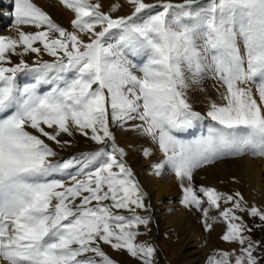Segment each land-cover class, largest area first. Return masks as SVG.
I'll use <instances>...</instances> for the list:
<instances>
[{"label": "snow or ice", "instance_id": "6c2138e0", "mask_svg": "<svg viewBox=\"0 0 264 264\" xmlns=\"http://www.w3.org/2000/svg\"><path fill=\"white\" fill-rule=\"evenodd\" d=\"M62 3L75 13L76 31L32 0H14L19 38L0 36V261L115 264L105 244L153 264L155 248L135 242L140 233L134 229L149 224L137 212L146 207V193L115 144L110 120L120 127L131 122L132 131L150 138L163 154L155 174L167 166L181 182L185 206L201 209L192 183L197 169L225 156H264V0H128L132 15L118 18L91 0ZM21 25L44 30L24 32ZM41 52L54 59L5 66L12 63L9 54ZM128 53L145 59L137 66ZM209 72L226 89L224 103H210L208 134L185 142L176 134L204 119L188 102V74L195 83ZM18 73L32 74L35 83L18 86ZM249 81L259 102L252 88L240 86ZM42 84L51 90L40 94ZM77 132L99 147L54 162L57 152L46 141L63 147L69 142L60 137ZM199 191L212 207L233 203L220 216L227 222L223 239L242 246L234 264H262L264 256L254 253L264 243L244 235L251 229L234 209L261 221L264 212L242 206L239 192ZM203 213L207 219L208 210ZM219 256L209 264H232V254Z\"/></svg>", "mask_w": 264, "mask_h": 264}, {"label": "bare ground", "instance_id": "6f19581e", "mask_svg": "<svg viewBox=\"0 0 264 264\" xmlns=\"http://www.w3.org/2000/svg\"><path fill=\"white\" fill-rule=\"evenodd\" d=\"M12 1L0 0V36L18 39V30L12 15L14 11V2ZM34 1L39 4L49 5L51 12L57 17L60 16L65 21L70 20L73 14L67 12L61 6H56L54 1L52 4L48 0ZM93 1L99 4L103 3L102 0ZM104 3L114 11V8L111 7L108 1ZM118 8L120 9V7ZM122 10L121 14L113 18L127 16L128 12L131 11L129 8ZM19 27L24 32H33L27 25ZM79 35L82 36V34ZM35 46H38V44ZM22 50V46L17 48L18 52ZM18 57L24 59L30 65L34 62L30 53L26 56ZM254 84H242L240 86L252 88ZM39 88H41V85ZM219 90L220 92L224 91L223 88H219L216 83H213L205 75H202L193 83L191 74H188V87L185 89V93L186 91L190 93L192 97L186 94L188 102L191 105H196L197 112H200L201 116L204 117L200 123L207 122L209 124L213 122L207 117V112L211 102L222 103L220 98L224 92L222 91L219 95ZM128 126L130 127L129 130L121 128L112 129L115 135V144L117 147L124 149L126 155L123 157V160L131 168L135 180L139 183L144 193H146L144 197L146 207L141 214L150 218V224L154 229L153 235L150 236L156 245L157 256L160 261L158 264H209V258L216 257L219 259L221 251H229L231 253L235 246H238L236 242H223L218 238L227 229V222L220 216V212L225 206L220 205L219 208L210 206L207 202V197L199 189L201 187L206 188V185L218 189V187H222L221 184L218 186V183L229 173L234 174L238 179L243 178L246 173L248 180L239 184L238 190H240V194L243 195L245 201L247 199L248 203L254 204V207L264 212V156L252 155L254 157L251 158L253 161L248 158L246 159L248 163L244 162L241 156H225L212 164H207L197 169L193 173L192 183L198 197L202 201V207L201 209H197L196 212H194V209L185 211L182 206L179 208V204L176 202L175 196L181 194L178 192L181 182L176 178L175 174L168 167L165 168L166 174L163 177H158L153 172L151 173V170L149 171L153 161L163 158V154L159 151L158 146L156 147V144L151 142L150 138L132 131L131 122L128 123ZM196 128L195 124L192 130H196ZM81 144H83L82 141L76 138L72 146L66 148L75 151L74 156H79L81 153L93 151L99 147L95 143L86 147H81L84 145ZM109 149L111 150L110 147ZM144 149H150L151 155L144 156ZM203 209L208 210L207 219L204 217ZM206 224H210L211 228L206 229ZM249 234L252 236L250 232ZM101 247L110 258L114 259V261L117 260L115 261L116 264H140L129 257L125 256L123 258V253L118 250L115 251L110 247L104 246V244H101ZM235 256L236 254H232L231 261ZM0 264H4V262L0 261Z\"/></svg>", "mask_w": 264, "mask_h": 264}, {"label": "rangeland", "instance_id": "374dc122", "mask_svg": "<svg viewBox=\"0 0 264 264\" xmlns=\"http://www.w3.org/2000/svg\"><path fill=\"white\" fill-rule=\"evenodd\" d=\"M12 1V0H11ZM49 1V3H53V1L56 3V6H61V7H63L67 12H69V13H73L72 15H71V18H70V20L68 19V21L70 22H68V21H65L64 19H62L60 16H55L52 12H51V10H50V7H49V5H43V4H39L38 2H36V1H34V0H32V2L33 3H35L38 7H40V8H42V10L44 11V12H46L50 17H51V19L52 20H54V22L56 23L57 22V24L59 25L60 24V26L61 27H64L65 29H67L68 31H76V29H74L73 28V26H72V20L73 19H75V13L73 12V11H71L70 9H68L63 3H62V0H48ZM103 1V3H101L100 5H101V11L103 12V13H105V14H107V15H110V16H112V17H114V16H116V15H118V14H121L122 13V9H130L131 11L130 12H128V15L127 16H130L132 13H133V11H134V6L133 5H131V4H129L128 3V0H102ZM105 1H108L110 4H111V7H113L114 8V6H116L117 4H119V7H120V9L118 8V7H116L115 8V10H117V11H112L110 8H109V6L108 5H106L104 2ZM12 2H14V1H12ZM91 2L92 3H95L93 0H91ZM145 2L146 3H152V4H159L160 2H161V0H145ZM171 2H173V3H182V0H171ZM46 6H47V8H46ZM107 9V10H106ZM73 17V18H72ZM27 26H29L32 30H33V32H36V30L37 31H40V30H44L43 28H41V29H37V28H35L34 26H32V25H27ZM72 29V30H71ZM113 31H117V30H113ZM28 32H30V31H28ZM79 34H82V36H84V34L83 33H79ZM56 35H58V34H56ZM85 38V41L87 42V37L85 36L84 37ZM38 44V43H37ZM38 46L39 47H41L42 48V45H39L38 44ZM31 55H32V57H33V59H34V62L36 61V60H42V61H49V62H51L54 58L53 57H51V56H49L47 53H44V52H41V54L39 55V58H38V56H37V54H35V53H30ZM16 57V58H15ZM43 57V58H42ZM17 58H18V60H17ZM37 58V59H36ZM10 59H11V64H6L5 66L6 67H10V66H13V65H15L16 63H19V61H20V57H18V55H11L10 54ZM13 60V61H12ZM33 62V63H34ZM18 74H20V73H18ZM17 74V75H18ZM207 78H209V79H211V81L213 82V83H216L217 84V86H219V88H223L224 89V91L223 92H225L226 91V89H225V87H223L220 83H218L209 73H206V74H204ZM19 77V76H18ZM33 83H35V81H34V79L33 80H31ZM18 82V84H20L19 83V80L17 81ZM254 84V82L253 81H249L247 84H245V85H253ZM22 86H25V85H22ZM21 86V84H20V87H22ZM252 90H253V95L257 98V100H258V94H256L257 92H256V83L254 84V87L252 86ZM221 91V92H222ZM47 92V91H46ZM220 90L218 91V93H219V95H220ZM43 93V92H42ZM42 93H40V94H42ZM45 93V92H44ZM43 93V94H44ZM186 94H188L190 97H192L191 95H190V93L188 92V91H186ZM221 101H222V103H224L223 102V100H222V96H221ZM259 102V101H258ZM219 104V103H218ZM192 107H193V109L195 110V111H197V107H196V105H192ZM110 128H111V130L112 129H117V128H121V129H123V130H129V126H128V124H125L123 127H120L119 125H117V124H115L114 122H111V120H110ZM214 124V122H210L209 123V125L211 126V125H213ZM113 131V130H112ZM114 133V132H113ZM65 136V137H64ZM115 136V135H114ZM76 138H79L80 139V141H82V143L84 144H81V145H83V146H81V147H86V146H88V145H90V144H92V143H94V142H92L90 139H88L87 137H84V136H82V135H80L78 132L77 133H74L73 134V136H71V138H70V136H68V135H66V134H64V135H62L61 137H60V139H61V141L63 142V141H68L69 143L68 144H66V146L64 145L63 147L61 146V145H58V144H56V143H54V142H50V141H46V142H48L49 144H50V146L53 148V150L54 151H56L57 152V156L56 157H54V158H52V159H55V158H57V157H64V158H69V157H73L74 156V153H75V151H73V150H70V149H68V148H66V147H71L72 146V144L74 143V141H75V139ZM151 140V139H150ZM191 140V141H190ZM192 141H195V139H193V138H191V137H189L187 140H185V142H192ZM151 142H152V140H151ZM111 143L112 142H110L109 144L111 145ZM70 145V146H69ZM80 147V148H81ZM156 147H157V145H156ZM109 151H110V149H108ZM241 158L243 159V161L244 162H247L248 163V161H246V159H248V158H254L251 154H249L248 153V155L247 156H245V155H242L241 156ZM163 159V158H162ZM162 159H157V160H155V161H153L152 162V167L156 164V163H159V161L161 162L162 161ZM251 161H253L252 159H251ZM150 168L149 169V171L151 170V173L153 172V174H155V169H154V167L153 168ZM165 168H167V166H165ZM163 169L162 170V172H161V174L160 175H158V177H163V175H165L166 174V169ZM115 170V169H114ZM156 175V174H155ZM66 177V176H65ZM66 179H68V178H66ZM248 180V176H247V174L245 173L244 174V176H243V178H240V179H238L234 174H232V173H229L228 175H226V176H224L223 177V179H222V181H220L219 183H218V186L221 184L222 185V187H218V189L217 188H215V187H211V186H208V185H206V188H214V189H216V191L217 192H220V193H224V194H226V195H233V196H235V194L237 193V192H239L240 193V190H238V186H239V184H242V182L244 181V182H246ZM179 193H181V194H179V195H177V196H175L176 197V202L179 204L178 206H179V208H181L180 206H182V208L185 210V211H189V210H193L194 209V212H196L197 211V208L195 207V206H185V204L183 203V189H182V187H180V189H179V191H178ZM181 195V196H180ZM180 196V197H179ZM242 197H243V195H241ZM182 198V199H181ZM223 202V203H222ZM249 201L246 199V201L243 199V201H241V203H242V206H245V207H247V208H251V207H254V204L253 205H251L250 203H248ZM145 203V206H146V202H144ZM223 204V205H222ZM220 205L221 206H225V208H227V207H233V203L232 202H229V203H227V204H225L224 203V201H220ZM229 205V206H228ZM227 206V207H226ZM192 207V208H191ZM114 211H116V212H118V214H121V215H127V216H131L132 215V213H130V212H128V211H126V210H114ZM144 211V209H137V212H138V214H140V215H142L141 214V212H143ZM234 211H235V213H236V215H239V216H241V218L243 219V221L247 224V226H248V228H250L251 229V235L252 236H250V234L248 235V233H247V231H245L244 232V235L246 236V237H250L253 241H256V242H261V243H264V221H261L260 219H259V217H252V216H250V215H248L247 214V212H241V211H239V210H235L234 209ZM261 211V210H260ZM126 212V213H125ZM261 212H263V211H261ZM131 214V215H130ZM142 216H144V215H142ZM147 217V216H146ZM237 223H239V221H236ZM134 231H137V232H139L140 233V235H138L137 236V238H136V243H138V244H147V245H151L152 247H154L155 248V253H154V256H153V264H158L160 261H159V259H158V256H157V249H156V245H155V243H154V241L152 240V237L150 236V235H153V233H154V229H153V227L151 226V224H150V220H149V224L147 225V227H145L144 225H140L137 229H134ZM226 231H227V229H226ZM226 231L224 230L223 232H222V234H220L219 235V240H221V241H223V242H228V241H225L224 239H223V236H224V234L226 233ZM151 233V234H150ZM247 233V234H246ZM140 238V239H139ZM139 239V240H138ZM148 241V242H147ZM229 242H234V241H229ZM236 244L238 245V246H235V248L233 249V251L230 253V254H236V255H240L241 254V245L238 243V242H236ZM104 246H106V247H110L111 248V246L109 245H105L104 244ZM246 246V245H245ZM112 249V248H111ZM113 250H115V249H113ZM115 251H117V250H115ZM118 251H120V252H122L123 253V258L126 256V257H129L130 259H132L133 261H135L136 263H140V264H142V260H140V259H138V258H134V257H132L126 250H118ZM222 252H228L229 253V251H221V253ZM254 255H257V256H264V248H258L257 250H256V252L254 253ZM109 256V255H108ZM112 259V258H111ZM114 260V259H113ZM234 260H235V257H233L232 258V264H234ZM115 261H117V260H115ZM138 261V262H137ZM116 264V263H115ZM262 264H264V262H262Z\"/></svg>", "mask_w": 264, "mask_h": 264}]
</instances>
